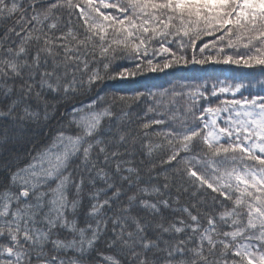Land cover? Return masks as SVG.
<instances>
[{
    "label": "snow or ice",
    "instance_id": "6c2138e0",
    "mask_svg": "<svg viewBox=\"0 0 264 264\" xmlns=\"http://www.w3.org/2000/svg\"><path fill=\"white\" fill-rule=\"evenodd\" d=\"M0 264H264V0H0ZM251 75V74H249Z\"/></svg>",
    "mask_w": 264,
    "mask_h": 264
},
{
    "label": "trees",
    "instance_id": "16d2710c",
    "mask_svg": "<svg viewBox=\"0 0 264 264\" xmlns=\"http://www.w3.org/2000/svg\"><path fill=\"white\" fill-rule=\"evenodd\" d=\"M2 31V29H0ZM251 74V75H249ZM193 77L210 78V79H252L256 87L252 89L261 91L260 80L264 79L258 70H245L231 65H212L208 64L203 67L196 65L190 67H177L169 69L165 73H147L138 76L135 80L130 81H110L107 87L110 91L132 93L135 91H146L167 87L169 82L179 79H190Z\"/></svg>",
    "mask_w": 264,
    "mask_h": 264
}]
</instances>
